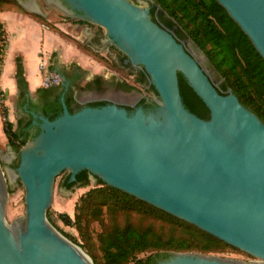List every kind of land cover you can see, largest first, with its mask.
<instances>
[{"label": "water", "instance_id": "1", "mask_svg": "<svg viewBox=\"0 0 264 264\" xmlns=\"http://www.w3.org/2000/svg\"><path fill=\"white\" fill-rule=\"evenodd\" d=\"M67 18L103 29L101 43L143 68L158 95L157 108L129 112L122 104L66 103L51 120L32 112L38 134L15 155L14 169L0 164V264H94L47 218L56 178L83 171L180 220L196 226L252 258L251 262L199 253H169L157 264H264V122L232 89L220 92L174 34L131 0H48ZM154 5V1L150 0ZM264 59V0H217ZM19 2H21L19 0ZM32 7L29 9V7ZM41 14L35 0L23 5ZM192 45H195L191 41ZM201 59L209 61L198 48ZM179 74L210 111L208 120L184 106ZM137 103V102H136ZM135 104H132L134 107ZM20 179L26 216L5 221L8 182ZM97 182V180H96Z\"/></svg>", "mask_w": 264, "mask_h": 264}, {"label": "trees", "instance_id": "2", "mask_svg": "<svg viewBox=\"0 0 264 264\" xmlns=\"http://www.w3.org/2000/svg\"><path fill=\"white\" fill-rule=\"evenodd\" d=\"M155 2L152 20L161 27L175 29V37L192 40L200 48L212 67L219 74L221 85L217 88L223 94L232 89L240 102L254 112L264 122V59L256 50L249 37L230 17L229 13L217 0H153ZM158 16L155 17V11ZM44 20L39 15H34ZM0 35H5L0 20ZM122 62L125 56L122 57ZM16 79L21 90L23 103L28 94V85L24 78L21 60H17ZM144 75L137 77L136 83L141 85ZM179 86L186 109L202 119L210 118V111L204 102L189 86L187 80L179 74ZM126 90L135 89L128 85ZM154 89V88H153ZM44 89L41 93H47ZM71 112L80 108H72L73 96L66 97ZM99 103L95 106H104ZM62 112L61 102L55 109L43 113L51 120ZM27 123H23L18 131L12 122L7 121L4 133L10 145L18 154L27 142L37 136L26 131ZM18 162L15 168L18 166ZM70 175L64 178L62 186L72 190L76 186L86 187L91 183V174L83 171L77 180L70 183ZM94 188L84 194L77 206L75 219L68 214H59V220L66 226L75 227L82 243L67 236L80 246L94 264H157L167 259L169 253H199L209 255L222 253L229 246L216 237L202 231L194 225L180 220L152 205L114 189L100 179ZM51 216L47 210V218ZM107 217L109 225L103 226L97 235L96 246L92 242L90 227L94 222L104 223ZM123 218V222L121 219ZM97 251L100 253L98 255Z\"/></svg>", "mask_w": 264, "mask_h": 264}, {"label": "crops", "instance_id": "3", "mask_svg": "<svg viewBox=\"0 0 264 264\" xmlns=\"http://www.w3.org/2000/svg\"><path fill=\"white\" fill-rule=\"evenodd\" d=\"M44 1L46 12L43 18L46 22L20 10H7L0 13L4 31L8 35V47L0 75V87L9 95H13L18 104H22V92L16 79L17 60L19 59L23 65L24 78L28 85L27 95L36 98L44 90L41 87L42 73L39 65L45 60L47 70L65 76L70 87V80L79 76L80 80L73 83V89L79 92L80 101L92 102L103 99L94 86L95 82L109 78L103 73V66L68 42L60 32L74 35L77 38H87L90 43L94 38H98L101 42L103 36L98 35L88 23H79L82 28H78L74 23H67L62 18L57 20V17L54 18L51 13L54 10L61 12L48 0ZM36 5L41 6L38 2ZM52 22L55 29L49 24ZM95 78L97 81L93 82ZM50 90L48 89V92Z\"/></svg>", "mask_w": 264, "mask_h": 264}, {"label": "rangeland", "instance_id": "4", "mask_svg": "<svg viewBox=\"0 0 264 264\" xmlns=\"http://www.w3.org/2000/svg\"><path fill=\"white\" fill-rule=\"evenodd\" d=\"M20 1L21 2H19V0H0V13L6 12L7 10H20L28 14L30 13V15H33V17H35L34 15H38L37 13H34L31 10H27L23 6L24 4L29 3L31 0H20ZM131 1L144 8H149L150 6L153 5L150 0H131ZM36 2H38L41 5L39 7L40 8L39 10L41 13L39 14V16L43 18V14L46 12L45 10L46 3L44 0H35V3ZM154 5H155V2H154ZM28 7L29 9L32 8L30 6ZM51 14L54 16V18L57 17V20L62 18L63 21L65 20V22L67 23L77 24L76 21L63 16L57 10L52 11ZM43 21L46 22V20H43ZM49 24L53 26L54 23L52 22ZM91 26L93 29H95L98 35L103 36L104 31L102 28L95 26V25H91ZM53 28L55 29L54 26ZM60 34L68 42H70L77 48L81 49L88 56H90L95 61L100 63L103 66V73L106 76H109L110 78H113V77L127 78L128 80H130V84L134 83L133 80L129 77V74H126L123 68H121L120 63L115 60V57H117V55L120 54V52H117L116 48L109 47L106 45L105 46L103 45V48L97 47V45H93L92 43H90L87 40V38L86 39L77 38L74 35H67L63 32H60ZM7 47H8V35L5 32V35H0V75H1L2 68H3L4 56L6 54ZM197 53L198 55H200L199 51ZM204 63L206 64L208 68L212 69V71L214 72L213 73L214 76L218 80H220L219 74L212 67L210 61L204 60ZM140 90H141V87L140 88L137 87V90L133 91V94L137 95L138 93H140ZM18 107H19L18 101L15 100L14 96L9 95L4 89L0 87V164L3 167L4 171L6 168L14 169L15 167H13V164L17 162L19 163L18 157H15L17 153L10 145L8 136L4 133V127L7 121H10L13 123L15 131H18L19 128L22 126V124L26 121L25 116L21 113V110ZM69 174L70 173L68 171H65L59 177L56 178L55 185H54L53 202H52L51 207L49 208L51 216L48 218V220L50 224L53 225L54 228L59 233H61L64 237H66L68 240L70 239L67 236H71L77 239L78 242L81 244L82 241H81L79 232L76 230V228L66 226L63 222L59 220L58 215L68 214L72 218V220H74L75 213H76V206L80 198L84 194H86L88 191H90L92 188H94L97 182L96 180L92 179L90 185L86 187L76 186L72 190H67L62 186V182L64 178H66ZM5 177L8 182V192H9L8 200H7L6 207H5V221L9 226H12L16 221L21 220L25 218L26 216V203H25L26 191L19 178L14 177L11 174L8 175L6 172H5ZM104 221H105L104 223L94 222L90 227V231L92 235V242L96 246L98 245L97 235L102 231L104 225L107 226L110 223L107 217L104 218ZM121 222H123V218L121 219ZM97 253L98 255H100L98 251ZM209 255H214V256H219L221 258H225V259H233V260L244 261V262H251V261L256 260L252 258L251 256H249L248 254L240 250L237 251L234 249H227L222 253H212Z\"/></svg>", "mask_w": 264, "mask_h": 264}, {"label": "flooded vegetation", "instance_id": "5", "mask_svg": "<svg viewBox=\"0 0 264 264\" xmlns=\"http://www.w3.org/2000/svg\"><path fill=\"white\" fill-rule=\"evenodd\" d=\"M155 5L150 6V16H152V13L154 11ZM158 16V10L155 11V17ZM164 28V27H162ZM176 35L175 29H168L164 28ZM178 41L182 42L186 48V50L194 56L201 64V67L207 72L210 76V79L212 83L218 88L222 81L218 80L214 76V72L212 69L208 68L204 61L201 59L200 55H198V47L195 45H192L191 41L189 39H182L177 38ZM93 45H97V47H102L103 44L100 42L98 38H94L92 41ZM196 46V47H194ZM196 48V49H195ZM119 52V51H117ZM122 57L124 55L120 53L115 57V60L120 63L121 68H123L124 72L126 74H129V77L133 80V84H130V80L127 78H120V77H113L108 79H103V81L95 82L97 81V78L94 79L93 82H95L94 86L97 88V92L102 95L103 99L98 101H92L89 102L91 105L95 106L99 103H118L125 105L124 107L129 111L133 112L136 108L140 107L143 108L146 112H152L154 111L158 104V95L156 91L153 89V86L151 85V81L149 76L146 74L143 68H140L139 70H134V68L130 65L125 66L124 62H122ZM144 75V82L141 85H138L136 83L137 77L140 76V74ZM80 80L79 76L75 79L70 80L71 87H69L68 91L66 92L67 96H73V99L75 101L74 104H72V108L76 109L77 106H80L77 101L80 100V94L78 91H74L73 83ZM134 86L135 89L132 90H126L125 88L128 86ZM137 87H141L140 93L137 95L133 94V91L137 90ZM50 92L47 93H41L36 98L27 95L25 102L22 104H18V108L21 110V113L25 116L27 123L26 125V131L31 135L34 136L36 133H38V128L33 125V118L31 116L32 112H39L43 113L45 110L52 113V111L55 109L57 102L60 101L61 96L65 92V87L63 84L50 88ZM137 102V103H136ZM136 105L133 107L132 104ZM16 163L13 164V167H15ZM65 188V187H64Z\"/></svg>", "mask_w": 264, "mask_h": 264}, {"label": "built area", "instance_id": "6", "mask_svg": "<svg viewBox=\"0 0 264 264\" xmlns=\"http://www.w3.org/2000/svg\"><path fill=\"white\" fill-rule=\"evenodd\" d=\"M39 70L42 73L41 87L50 89L62 84L63 80L60 74L47 70V63L43 60L39 65Z\"/></svg>", "mask_w": 264, "mask_h": 264}]
</instances>
